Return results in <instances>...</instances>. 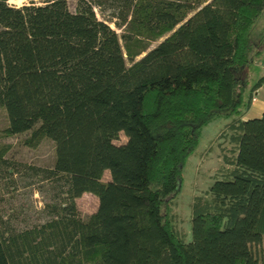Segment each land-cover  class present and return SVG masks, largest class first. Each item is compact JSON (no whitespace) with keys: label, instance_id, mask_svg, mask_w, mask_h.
<instances>
[{"label":"trees","instance_id":"obj_1","mask_svg":"<svg viewBox=\"0 0 264 264\" xmlns=\"http://www.w3.org/2000/svg\"><path fill=\"white\" fill-rule=\"evenodd\" d=\"M263 10L264 0H77L74 10L0 0L3 133L55 145L52 167L10 160L0 145V179L48 186L41 223L0 214V264H264L253 249L264 242V111L241 119L264 83L245 85ZM220 116L232 118L235 154L194 198L185 241L170 204ZM83 193L98 199L86 218Z\"/></svg>","mask_w":264,"mask_h":264},{"label":"rangeland","instance_id":"obj_2","mask_svg":"<svg viewBox=\"0 0 264 264\" xmlns=\"http://www.w3.org/2000/svg\"><path fill=\"white\" fill-rule=\"evenodd\" d=\"M24 1L9 0V3L19 6ZM66 1L69 8L74 10L77 0ZM95 12L97 17L102 19L97 9ZM109 24L117 32H120V29H117L113 23ZM248 37L252 47L253 61L247 66L245 85L247 89H250L260 77L264 76V10L251 27ZM160 40L162 38L154 42L151 47ZM263 111L264 83L254 92L253 102L241 119L259 117ZM231 120L230 117L220 116L203 127L197 147L184 161L180 189L170 207L176 228L185 241L191 240L190 219L194 198L196 196L208 197L209 187L216 179L225 178L222 171L230 165L227 159H232L235 154V144L230 138L232 132L228 128ZM6 125V112L0 106V145H8L6 153L8 159L41 167L53 166L55 145L51 139L43 138L36 147H28L22 144V139L29 132L7 136L3 133ZM125 141L126 136L120 132L114 143L122 144ZM15 177L17 182L14 185L7 179H0V214L3 217L10 216V221L18 227L41 223L44 220L41 209L48 198L47 183L45 181L38 182L35 179L36 182L33 185L25 187L23 185L26 181L19 175ZM109 179V171L105 170L102 180L108 181ZM75 202L83 218L94 212L98 205L97 197L91 193H83L75 199ZM253 249L261 255L264 254V242L258 246L255 245Z\"/></svg>","mask_w":264,"mask_h":264},{"label":"crops","instance_id":"obj_3","mask_svg":"<svg viewBox=\"0 0 264 264\" xmlns=\"http://www.w3.org/2000/svg\"><path fill=\"white\" fill-rule=\"evenodd\" d=\"M252 102H253V100H252ZM252 104V103H251Z\"/></svg>","mask_w":264,"mask_h":264}]
</instances>
